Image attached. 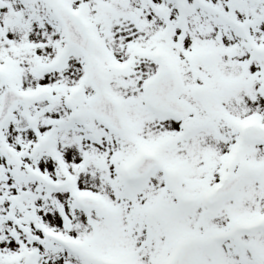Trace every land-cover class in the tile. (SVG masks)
<instances>
[{"label": "snow or ice", "instance_id": "obj_1", "mask_svg": "<svg viewBox=\"0 0 264 264\" xmlns=\"http://www.w3.org/2000/svg\"><path fill=\"white\" fill-rule=\"evenodd\" d=\"M0 264H264V0H0Z\"/></svg>", "mask_w": 264, "mask_h": 264}]
</instances>
